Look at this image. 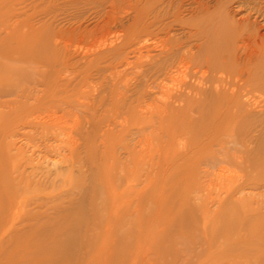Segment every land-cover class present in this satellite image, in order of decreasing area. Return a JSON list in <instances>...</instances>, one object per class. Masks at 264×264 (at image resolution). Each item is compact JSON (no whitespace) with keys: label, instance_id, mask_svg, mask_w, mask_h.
<instances>
[{"label":"rangeland","instance_id":"rangeland-1","mask_svg":"<svg viewBox=\"0 0 264 264\" xmlns=\"http://www.w3.org/2000/svg\"><path fill=\"white\" fill-rule=\"evenodd\" d=\"M220 1L0 0V264H264V88L230 138L179 65Z\"/></svg>","mask_w":264,"mask_h":264},{"label":"bare ground","instance_id":"bare-ground-1","mask_svg":"<svg viewBox=\"0 0 264 264\" xmlns=\"http://www.w3.org/2000/svg\"><path fill=\"white\" fill-rule=\"evenodd\" d=\"M226 2L221 0L216 5L219 8L206 13V17L201 20L202 24L198 26V34H193L203 42L197 45L196 53L189 50V53L182 55L179 65L188 66V72L184 74L186 77L196 78L199 84L215 86L217 95L220 93L218 87L228 93L230 91L229 98L232 103L229 106V119L233 128L225 130L230 132V138L235 134L242 138V133H239L241 126L254 116L241 109V97L244 94L252 95L253 91L264 88V6H243L247 3L246 0L239 2L238 8H247L248 13L235 22L229 11L230 2ZM189 69L192 71L189 72ZM2 128L0 127V131ZM43 129L49 133V125H43ZM216 138L213 136L208 141H216ZM12 164L13 170H16L17 161ZM2 193L4 194L0 191L1 200ZM2 203L0 208L3 207Z\"/></svg>","mask_w":264,"mask_h":264}]
</instances>
